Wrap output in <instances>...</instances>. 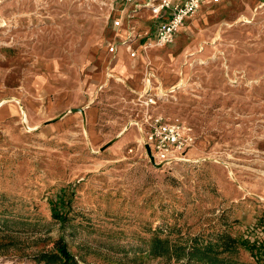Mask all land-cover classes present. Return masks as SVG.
<instances>
[{
  "label": "rangeland",
  "instance_id": "1",
  "mask_svg": "<svg viewBox=\"0 0 264 264\" xmlns=\"http://www.w3.org/2000/svg\"><path fill=\"white\" fill-rule=\"evenodd\" d=\"M119 30L99 0H0V80L17 90L0 101V264H68L40 258L61 238L74 264H185L149 255L153 239L223 234L264 263V0L203 6L169 45L150 33L126 83ZM148 112L192 126L183 160L150 161Z\"/></svg>",
  "mask_w": 264,
  "mask_h": 264
},
{
  "label": "built area",
  "instance_id": "2",
  "mask_svg": "<svg viewBox=\"0 0 264 264\" xmlns=\"http://www.w3.org/2000/svg\"><path fill=\"white\" fill-rule=\"evenodd\" d=\"M103 6L114 9L116 4L131 5L134 11L148 9L157 19L155 40L159 45L172 44L185 25L202 5L206 3H219L222 0H99ZM115 26H121L122 18L114 19ZM140 35L134 23L129 24V39L126 44L131 56L136 52L130 42ZM115 45L110 46L114 52ZM147 104L154 102L152 96L147 97ZM142 125L147 130L143 136V143L149 145L151 155L157 165L170 164L183 160L188 150L195 144L196 135L192 126L182 120L169 118L163 114L146 113ZM146 153L148 154L147 148Z\"/></svg>",
  "mask_w": 264,
  "mask_h": 264
},
{
  "label": "trees",
  "instance_id": "3",
  "mask_svg": "<svg viewBox=\"0 0 264 264\" xmlns=\"http://www.w3.org/2000/svg\"><path fill=\"white\" fill-rule=\"evenodd\" d=\"M54 217L63 221V215L54 210ZM216 241L203 242L195 237L188 241L171 242L169 239H153L147 253L153 257L165 256L174 258L177 262L185 261V264H251L244 263L237 259L230 258L229 255L238 252V247H244L249 250L256 258L257 264L262 263V256L257 249L256 243H251L246 239H235L226 234L216 237ZM58 253H43L40 258L47 262L58 260L62 263L74 264L73 258L68 250L67 244L64 239L58 242ZM76 264V263H75Z\"/></svg>",
  "mask_w": 264,
  "mask_h": 264
},
{
  "label": "crops",
  "instance_id": "4",
  "mask_svg": "<svg viewBox=\"0 0 264 264\" xmlns=\"http://www.w3.org/2000/svg\"><path fill=\"white\" fill-rule=\"evenodd\" d=\"M210 4L211 3H206L202 5L201 7L207 6ZM133 8L134 7L131 5H124V4H116L114 9L105 6L107 17L111 18L113 22H114V19H118L120 17L123 20V23L121 26L114 25L116 28L120 29L119 31H122V33L120 32L117 33L118 38H123V37L128 36V39H129V24L131 23H134L136 25L139 32L141 30L140 35L136 39L130 42L131 47L134 50L135 44L139 46H143L146 43L147 39H150L151 34L155 35V29H156L158 20L155 19V17L152 15V13L148 9L143 8L141 10L134 11ZM145 11H148L149 13H147V15H144ZM127 41L128 40H126L124 43H126ZM111 45H115V44L112 42L110 43V46ZM118 45H120V43L115 45L116 49L114 53H120V54L117 57H114L115 61L112 64L111 72H113L114 74H117L118 77L120 76L119 79L122 80L124 83H126L127 81L125 80V78L129 79L130 75L132 74V71H131L130 63L128 62V59H127L128 57L125 54V52H127L129 56H131V52L127 49L126 47L127 45L121 46V47H124L125 50L122 49L121 51H119L120 49ZM101 76L102 74L100 73L99 77L101 78ZM16 95H17V90H13V88H10V91L8 92L7 88L3 86L2 81L0 80V101L4 98H9L8 96L11 97V96H16ZM11 102L8 103L9 104L8 108L0 112V115H2L0 116V122L8 117H11V115L13 114L14 107H13V104H11ZM78 111L85 114L84 108H79ZM154 114H160V113L156 112Z\"/></svg>",
  "mask_w": 264,
  "mask_h": 264
},
{
  "label": "water",
  "instance_id": "5",
  "mask_svg": "<svg viewBox=\"0 0 264 264\" xmlns=\"http://www.w3.org/2000/svg\"><path fill=\"white\" fill-rule=\"evenodd\" d=\"M146 148H147L148 154H149V156H150V158H151V162H152L154 165H156V166H161V165H157V164L155 163V161H154V159H153V157H152V155H151V151H150V147H149V145H146Z\"/></svg>",
  "mask_w": 264,
  "mask_h": 264
}]
</instances>
